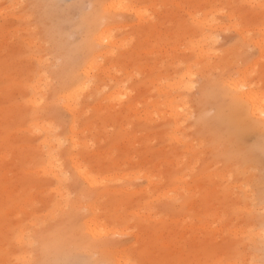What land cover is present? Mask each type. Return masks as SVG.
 Wrapping results in <instances>:
<instances>
[{
  "label": "rangeland",
  "instance_id": "obj_1",
  "mask_svg": "<svg viewBox=\"0 0 264 264\" xmlns=\"http://www.w3.org/2000/svg\"><path fill=\"white\" fill-rule=\"evenodd\" d=\"M106 2L0 0V264H264V0Z\"/></svg>",
  "mask_w": 264,
  "mask_h": 264
},
{
  "label": "bare ground",
  "instance_id": "obj_2",
  "mask_svg": "<svg viewBox=\"0 0 264 264\" xmlns=\"http://www.w3.org/2000/svg\"><path fill=\"white\" fill-rule=\"evenodd\" d=\"M128 1V0H127ZM133 2H136L137 0H132ZM123 2L118 3V0H107L106 4L102 6V11L105 13H114V12H118L120 10H124L126 8H128V6H126V4H123ZM131 11V10H130ZM207 22V21H206ZM208 24V23H207ZM261 34H264L263 32H261ZM105 33L101 34L96 41L102 43L103 39H104ZM109 42V40L107 41V43ZM196 47L202 49V54L204 53L205 49H204V45H201L200 42H195ZM258 46L262 48V50L264 49V40L262 42H258ZM264 51V50H263ZM98 57V56H97ZM93 58V57H92ZM96 63L92 62L89 63L88 68L84 70L85 74L87 76H89V70L92 69L94 67ZM254 71V70H253ZM250 70H246V75L244 77V82L241 84L236 83L235 81H231L228 83V87L229 89L232 90L233 92V98L239 102V103H245L248 105L247 109L249 112V115L251 116V118H257L260 119L264 116V111H263V104L261 105L258 99V94L254 91V87L247 82V80L250 78L251 74H253L254 72H256V70L253 72ZM191 72L188 71L186 73V78H188L187 76H190ZM244 76V74H243ZM182 83L178 84L181 85ZM73 90H69L68 91V95H66L64 98L70 99L73 97V94L71 93ZM247 118H249L247 116ZM250 119V118H249ZM178 123V122H176ZM78 171L79 174L84 177L87 180L92 179L91 176V169L90 167H86V166H82V164L78 165ZM19 206V205H18ZM23 206V205H22ZM21 206V207H22ZM94 226V227H93ZM96 227V228H95ZM93 228V229H92ZM95 228V229H94ZM89 231L92 235L96 236L97 234H101L105 231L104 227H101L100 225H96V224H89ZM23 236H27L26 231L22 232ZM106 234V233H105ZM21 244H23V240L21 241Z\"/></svg>",
  "mask_w": 264,
  "mask_h": 264
}]
</instances>
